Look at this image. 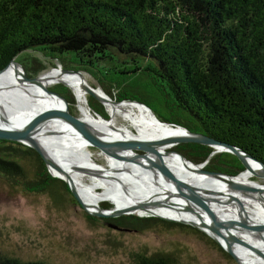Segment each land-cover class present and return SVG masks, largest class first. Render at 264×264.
I'll return each instance as SVG.
<instances>
[{
    "label": "trees",
    "instance_id": "16d2710c",
    "mask_svg": "<svg viewBox=\"0 0 264 264\" xmlns=\"http://www.w3.org/2000/svg\"><path fill=\"white\" fill-rule=\"evenodd\" d=\"M30 49L55 59L70 55L77 68L103 70L125 91L122 99L140 100L162 121L236 145L264 163V0H0V71ZM53 91L70 100L63 84ZM165 148L170 152L172 145ZM178 149H189V159L207 162L210 171L237 176L246 170L236 155L213 154L208 145ZM0 175L27 191L51 194L58 204L75 199L67 182L22 143L0 139ZM85 215L92 224L102 219L124 229L143 230L154 222L188 229L224 251L203 231L179 222ZM0 264L46 263L0 256ZM137 264L176 262L168 254H140Z\"/></svg>",
    "mask_w": 264,
    "mask_h": 264
},
{
    "label": "bare ground",
    "instance_id": "6f19581e",
    "mask_svg": "<svg viewBox=\"0 0 264 264\" xmlns=\"http://www.w3.org/2000/svg\"><path fill=\"white\" fill-rule=\"evenodd\" d=\"M25 77V70L16 62L11 63L0 73V104L5 110L6 115L12 119L13 122L19 123L18 121L21 120L27 123L33 120L36 115L46 111L66 109L65 102L61 97L44 91L46 87H51L53 84L59 82L65 83L72 89L77 98V105H79L81 112L78 118L103 130L105 134L111 138L125 141H163V143L161 142L156 146V150L160 153L163 161L175 171L182 180L192 185L218 191L216 196L221 193L237 196L245 205L250 219L259 225L264 224V213L261 212L264 210V203H262L264 200V192L243 193L238 190H233L230 187L229 179L200 173L197 169H201V165L194 164L190 161H184L177 154L166 150V146L172 145V147H174V144L165 140L186 135L187 131L183 128L161 123L154 113L142 104L131 101L117 102L112 99L102 87H92L82 72L69 73L64 72L61 67H55L52 70L42 73L31 81H24L23 78ZM18 82H21V84ZM85 85L90 86L99 95L108 99L105 102V106L111 116L109 120L92 112L89 107L87 92L84 89ZM13 93H15L16 97H12ZM16 99L26 100L30 104H27L28 106L25 108L17 105L15 106L13 100ZM119 117L123 120L121 124L118 123ZM17 119L18 121H16ZM59 123H61L66 130L62 132V134L52 136L48 139L51 143L49 149L52 150V148H55V157L73 178L84 202L96 207L101 205L100 203L102 201H111L118 208H124L134 204L141 198L148 199L149 197H153L159 200L164 197L163 192L155 186L152 180L151 176L153 174H151V171H148L145 166L134 162L119 161L103 152L100 153L106 158L107 167L100 165L94 160L92 152L89 150V147L92 145L75 132H72V126L70 124L66 125L63 124V122ZM51 128L61 130L58 125ZM136 129L139 131V134L135 133ZM127 154L132 155L130 152H127ZM69 163L102 173L101 176L111 174L120 177L124 183L128 184L130 196H124L122 194L116 180L113 181L112 178L86 175L82 172L74 171L69 166ZM250 163L254 167L259 166L254 161L250 160ZM253 176V172L246 169L238 176L234 177L233 180L254 187L264 188V183L252 180ZM86 180L89 182H85ZM99 189H102V191H99ZM222 196L225 197L224 195ZM213 209L224 219L230 220L237 218L234 209L230 206L215 205ZM153 212L166 217L186 219L195 222L224 244L222 237L212 231L206 223L182 209L160 207L154 208L151 213ZM259 215L262 218H260ZM255 233H257V231H250L247 228H240L233 231L234 237L237 240L257 246L264 252V232H259L257 239L255 236H252L255 235ZM237 251L238 255L247 263L264 264L262 262L252 261L256 256L253 255L251 251L249 252L247 248L239 246L237 247Z\"/></svg>",
    "mask_w": 264,
    "mask_h": 264
},
{
    "label": "rangeland",
    "instance_id": "374dc122",
    "mask_svg": "<svg viewBox=\"0 0 264 264\" xmlns=\"http://www.w3.org/2000/svg\"><path fill=\"white\" fill-rule=\"evenodd\" d=\"M70 57L68 55L55 59L45 52L30 49L21 51L14 61L23 67L29 78H36L55 67L80 70L92 87H102L116 101L126 100L122 99L125 91L119 89L108 77H104L103 70L99 71L96 68L89 71L84 67L77 68ZM39 66H42V69L34 71ZM56 84L44 90H57L63 83ZM63 85L70 90L68 100L70 112L77 117L80 116L75 94L68 85ZM12 97H16L15 93ZM87 99L92 112L96 114L97 109L108 116L109 120L110 113L103 103L88 93ZM13 103L24 108L30 104L22 99L13 100ZM170 108H173L172 105H169V112L177 116V111ZM118 123H123L120 117ZM135 133L139 134V131L136 129ZM184 144L186 143L175 145L170 152ZM89 150L97 163L107 167V160L98 148L90 146ZM183 153L189 161L205 168L206 164L189 159L191 153L189 149ZM252 180L264 183L263 178L255 175ZM61 196L58 197L60 200ZM55 201V196L51 194L27 191L0 175V256L14 257L25 262L42 261L46 264H137V255L140 254L146 256L168 254L175 259L176 264H239L231 255L230 257L224 252L225 250L222 251L206 237L203 238L191 230L168 228L159 222H154L143 230L113 228L102 219L92 224L76 199L72 200L71 197L69 205L58 204ZM104 202L110 201L101 203ZM261 212L264 213V210ZM258 233L252 236L257 239ZM218 245L223 248L219 243Z\"/></svg>",
    "mask_w": 264,
    "mask_h": 264
},
{
    "label": "water",
    "instance_id": "95a60500",
    "mask_svg": "<svg viewBox=\"0 0 264 264\" xmlns=\"http://www.w3.org/2000/svg\"><path fill=\"white\" fill-rule=\"evenodd\" d=\"M13 62H15L14 58L4 69L0 71V73L3 72ZM63 71L69 73H81L80 70L72 69H63ZM33 79L34 78H29L27 76L23 78L24 81H31ZM84 89L89 95L105 105V102L108 100L106 97L99 95L93 88L88 85H85ZM48 92L61 97L65 102L66 109L46 111L44 113L36 115L33 120L27 123H24L21 120L18 121V119L16 121H18L19 123L13 122L12 119H10L6 115L5 110L0 104V139L22 143L35 149L44 159L52 175L67 182L71 193L88 214L103 218H117L125 215L159 217L165 220L190 225L203 231L216 242H218L223 247V249L227 253H229L239 264H250L238 255L237 247L239 246L247 248L249 252L251 251L252 254L256 256V258H254L252 261L264 263V252H262L261 249L252 244L243 243V241L237 240L234 237L233 231L240 228H247L250 231H257L261 233L264 232V224L259 225L250 219L245 205L243 204L241 199H239L235 195L224 193H221L219 195L217 194L216 196V193H218V191H214L197 185H192L182 180L175 173V171H173L163 161L160 153L156 150V146L161 142L163 143V141H125L111 138L107 134H105L103 130L96 128L95 126H93V124L84 121L72 114L68 109V101L62 95L50 89H48ZM123 101H131L142 104L154 113L150 106L140 100L126 99ZM96 114L101 116L97 112ZM154 115L157 117L155 113ZM157 119L161 123L180 127L187 131V134L184 136L166 139L165 141L173 143L174 146L180 143H198L208 145L214 148L213 154H215L217 151L232 153L240 158L246 169L251 170V172H253L255 176L264 179V163L242 148L230 143L216 140L202 133L192 132L181 125L164 122L158 117ZM59 122H63V124L66 125L70 124L72 126V132H75L80 137L84 138L93 147L98 148L100 152H103L110 157L112 156L114 159L119 161L134 162L139 165L145 166L146 169L148 171H151L150 173L153 174L152 176H150L152 177L155 186L158 187L161 192H163L164 197L160 198L159 200H156L153 197H149L148 199L141 198L134 204L124 208H118L111 201L110 202L113 204L111 208H104L101 205L93 207L92 205L84 202L83 197L78 191L73 178L55 157V148H52V150L49 149L51 143L48 141V139L52 136L60 135L66 130L64 129V126ZM55 125H58L61 130L51 128ZM137 151H143V153H137ZM127 152L132 153V155H128ZM172 152L180 156L184 161H189L181 152L177 150H173ZM250 160L254 161L259 166H252ZM206 163L207 162L201 164ZM69 166L74 171L80 173L82 172L86 175H102V173L87 169L86 167L80 165H73L72 163H69ZM201 166L202 168H198L197 171L210 176L229 179L230 187L233 190H238L243 193L264 192V188L254 187L234 181L233 178L236 176H231L223 172L210 171L206 168H203V165ZM101 177L112 178L113 181L116 180L120 186L122 194L124 196H130L128 184L124 183V181H122L120 177L111 174H106ZM222 195H224L225 197H223ZM215 205H226L232 207L236 213L237 218L230 220L224 219L214 211L213 206ZM160 207L182 209L188 214L198 218L200 221L206 223L212 231L219 234L220 237H222L224 244L221 243V241L213 234H211L209 231L205 230L195 222L186 219L166 217L154 212L151 213L154 208ZM111 226L113 228L119 229V226L117 225Z\"/></svg>",
    "mask_w": 264,
    "mask_h": 264
},
{
    "label": "flooded vegetation",
    "instance_id": "af4514ba",
    "mask_svg": "<svg viewBox=\"0 0 264 264\" xmlns=\"http://www.w3.org/2000/svg\"><path fill=\"white\" fill-rule=\"evenodd\" d=\"M120 229V228H119Z\"/></svg>",
    "mask_w": 264,
    "mask_h": 264
}]
</instances>
